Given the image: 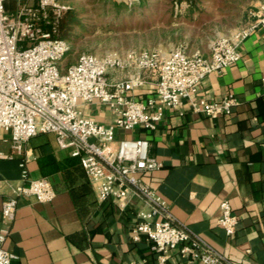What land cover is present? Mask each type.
Instances as JSON below:
<instances>
[{
  "label": "crops",
  "instance_id": "crops-1",
  "mask_svg": "<svg viewBox=\"0 0 264 264\" xmlns=\"http://www.w3.org/2000/svg\"><path fill=\"white\" fill-rule=\"evenodd\" d=\"M260 3L249 1L237 25L226 34L249 26ZM239 52L240 60L222 74L211 73L202 79L192 98L198 103L218 102L232 95L238 105L228 116L205 117L183 100L179 109L164 110L155 131L137 128L118 132L117 138L149 140V154L163 168L147 173L143 181L165 201L178 223L234 264H264V34L256 30ZM67 67L61 65V70ZM109 74L112 80L127 74L141 76L146 84L132 93L133 98L152 97L148 72L111 70ZM82 110L98 123H112V113L103 105H84ZM9 137L0 131L4 153L9 151ZM115 147L114 143L109 149ZM24 153L21 161L0 159V228L4 226L2 203L11 196L12 186L46 177L56 197L47 204L32 197L18 200L4 244L15 255L11 264L155 263L156 255L145 237L139 241L131 237L137 212L148 209L141 199L130 196L121 211L112 202L99 203L94 189L85 184L91 192L78 208L72 190L80 194L87 178L78 159L58 147L55 135H37L26 143ZM224 200L238 218L236 231L229 237L218 224L219 205ZM181 261L176 251L168 253L167 264Z\"/></svg>",
  "mask_w": 264,
  "mask_h": 264
},
{
  "label": "built area",
  "instance_id": "built-area-1",
  "mask_svg": "<svg viewBox=\"0 0 264 264\" xmlns=\"http://www.w3.org/2000/svg\"><path fill=\"white\" fill-rule=\"evenodd\" d=\"M260 1L249 26L217 36L207 55L188 53L183 46L165 53L134 49L104 55L83 53L62 71L61 62L70 53L71 44L57 33L60 20L70 9L68 2L0 0V131L10 136L9 151L0 150V159L21 161L28 141L42 133L54 134L58 147L78 159L99 203L112 202L124 211L130 196L143 201L148 209L137 212L131 237L134 241L145 237L156 255L153 264H167L171 251L180 256L181 264H234L178 223L165 201L143 181L147 173L163 168L149 154V140L117 135L137 128L155 131L164 110L179 109L183 100L205 117L228 116L238 105L232 95L218 102L198 103L192 98L207 75L222 74L240 60L239 47L246 38L256 30L264 34V0ZM7 2H15L11 13L6 11ZM139 2L125 0L128 6ZM131 69L148 72L154 87L152 97L142 101L133 98L132 93L146 84L137 74L117 80L109 77L111 70ZM92 104L109 109L112 123H98L87 116L82 107ZM114 143L115 149L110 150ZM24 197L47 204L54 200L56 191L46 177L11 187V196L1 207L0 264H11L15 258L4 244L18 200ZM219 208V226L226 236L234 235L237 216L226 200Z\"/></svg>",
  "mask_w": 264,
  "mask_h": 264
},
{
  "label": "rangeland",
  "instance_id": "rangeland-1",
  "mask_svg": "<svg viewBox=\"0 0 264 264\" xmlns=\"http://www.w3.org/2000/svg\"><path fill=\"white\" fill-rule=\"evenodd\" d=\"M66 1L77 23L68 32L71 50L62 60V68L83 53L104 55L130 49L165 53L179 46L188 53H202L218 35H227L237 25L251 0H197L198 11L192 17L184 16L186 1L177 7L174 0H140L133 6L125 0ZM5 7L11 13L15 2H7Z\"/></svg>",
  "mask_w": 264,
  "mask_h": 264
},
{
  "label": "trees",
  "instance_id": "trees-1",
  "mask_svg": "<svg viewBox=\"0 0 264 264\" xmlns=\"http://www.w3.org/2000/svg\"><path fill=\"white\" fill-rule=\"evenodd\" d=\"M183 1L188 2V7L185 10L184 16L192 17L194 14H197L198 7H199V6H197V0H174V3L176 4V6H179V4L181 2H183ZM76 23H77V19H76L75 13L73 11H71V10H68L63 15L62 19L60 20V23H59V26H58L57 37L60 38V39L68 40L67 39L68 32L70 31V29L72 28V26L74 24H76ZM81 169H82V167H81ZM82 171H83V169H82ZM83 174L86 177L84 171H83ZM85 184H87V185L89 184L88 179H87V181L85 180V183L83 184V186L81 188L82 190H80L82 194L81 193L79 194L78 191L72 190V196H73L75 205L78 208H80V207L83 206V203L82 202L85 201V196L88 195V192H91V191H88V189H87V187H86Z\"/></svg>",
  "mask_w": 264,
  "mask_h": 264
}]
</instances>
